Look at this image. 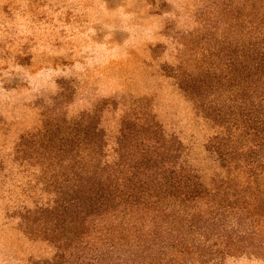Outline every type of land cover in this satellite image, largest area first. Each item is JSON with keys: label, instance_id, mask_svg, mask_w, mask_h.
<instances>
[{"label": "rangeland", "instance_id": "1", "mask_svg": "<svg viewBox=\"0 0 264 264\" xmlns=\"http://www.w3.org/2000/svg\"><path fill=\"white\" fill-rule=\"evenodd\" d=\"M248 5L0 0V264H101L89 250L87 217L75 216L74 177L115 160L122 121L133 113L154 118L177 165L208 188L231 175L239 189L254 180L245 160L251 149L264 160V146L253 148L225 118L247 85ZM220 109L224 119L214 114ZM83 116L95 147L80 152L74 125ZM229 133L239 136L235 169L213 149ZM191 239L204 258L153 249L138 262L264 264V235L225 258L212 256L224 249L217 239Z\"/></svg>", "mask_w": 264, "mask_h": 264}, {"label": "trees", "instance_id": "2", "mask_svg": "<svg viewBox=\"0 0 264 264\" xmlns=\"http://www.w3.org/2000/svg\"><path fill=\"white\" fill-rule=\"evenodd\" d=\"M248 8L249 42L242 55L247 85L243 98L236 100L241 105L225 118L230 129H238L237 134L257 148L264 146V0H249ZM184 88L191 92L189 85ZM256 98L260 103H253ZM214 114L221 117L224 111ZM83 119L74 125L73 146L80 152L95 147ZM235 134L218 138L213 147L226 169H235L239 162L232 147L239 137ZM169 143L154 118L142 119L133 113L122 121L115 160L85 177L75 175L79 195L75 216L83 213L87 217L89 250L99 254L93 258L98 263L144 264L138 262V255L153 249L172 252L174 258L188 254L204 258L203 251L195 252L200 247L191 239L197 235L215 238V247H224L223 252L212 253L215 258L250 247L252 241L261 242L264 183L255 179L258 169L264 171V160H253L255 151L251 149L245 161L250 166L247 176L253 181L249 179L239 189L231 175L216 184L217 189H210L177 165Z\"/></svg>", "mask_w": 264, "mask_h": 264}]
</instances>
